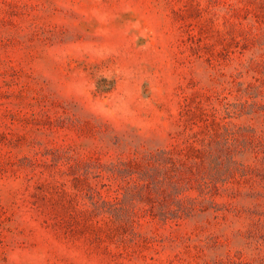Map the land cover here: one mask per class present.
<instances>
[{
	"label": "rangeland",
	"instance_id": "obj_1",
	"mask_svg": "<svg viewBox=\"0 0 264 264\" xmlns=\"http://www.w3.org/2000/svg\"><path fill=\"white\" fill-rule=\"evenodd\" d=\"M0 264H264V0H0Z\"/></svg>",
	"mask_w": 264,
	"mask_h": 264
}]
</instances>
